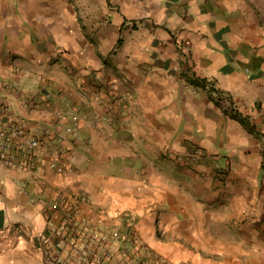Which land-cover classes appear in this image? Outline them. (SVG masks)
Segmentation results:
<instances>
[{"label":"crops","instance_id":"0c3cea01","mask_svg":"<svg viewBox=\"0 0 264 264\" xmlns=\"http://www.w3.org/2000/svg\"><path fill=\"white\" fill-rule=\"evenodd\" d=\"M0 102L72 166H0V264H52L79 195L148 259L264 264V0H0Z\"/></svg>","mask_w":264,"mask_h":264},{"label":"built area","instance_id":"2783aa9c","mask_svg":"<svg viewBox=\"0 0 264 264\" xmlns=\"http://www.w3.org/2000/svg\"><path fill=\"white\" fill-rule=\"evenodd\" d=\"M57 114L64 115L61 110ZM43 132L47 138L33 133L28 118L11 115L8 106L0 102V166L34 172L41 159L52 168L71 173L72 166L63 161L60 139L49 137L46 128ZM80 196L62 201L65 215L55 227V238L44 240L52 251V264H168L141 256L143 244L133 215L126 224L118 225L106 207H92L86 196ZM86 202L90 207L83 204Z\"/></svg>","mask_w":264,"mask_h":264},{"label":"trees","instance_id":"16d2710c","mask_svg":"<svg viewBox=\"0 0 264 264\" xmlns=\"http://www.w3.org/2000/svg\"><path fill=\"white\" fill-rule=\"evenodd\" d=\"M193 81L204 87L207 88L210 93H211V99L214 100L219 106H221L223 109H226L224 106L223 101H225V99L227 101H229L230 105H232V109L235 110V104H234V100L233 97L229 94V96H226L225 92L223 90H221L220 88L216 87L215 84H213L212 82L208 81L207 78H193ZM49 137H57L56 135H52V133L49 134ZM47 135L43 136L45 138Z\"/></svg>","mask_w":264,"mask_h":264},{"label":"rangeland","instance_id":"374dc122","mask_svg":"<svg viewBox=\"0 0 264 264\" xmlns=\"http://www.w3.org/2000/svg\"><path fill=\"white\" fill-rule=\"evenodd\" d=\"M99 167H100V166H99L97 163H94L91 171H96V170L99 169ZM106 209L109 210V207H106ZM135 222L137 223V221H135ZM135 225H136V224H135ZM136 228H137V226H136ZM137 230H138V229H137Z\"/></svg>","mask_w":264,"mask_h":264}]
</instances>
